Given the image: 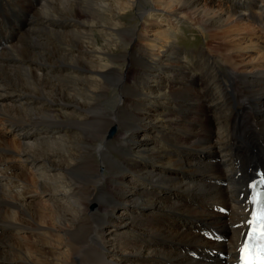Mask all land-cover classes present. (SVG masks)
Instances as JSON below:
<instances>
[{"label":"bare ground","instance_id":"1","mask_svg":"<svg viewBox=\"0 0 264 264\" xmlns=\"http://www.w3.org/2000/svg\"><path fill=\"white\" fill-rule=\"evenodd\" d=\"M105 1L39 0V8L29 13L26 29L14 44L9 33L0 37V264H233L239 229L232 226L243 219L244 210V199L239 196L252 177L248 169L264 170V38L239 9L225 1L220 5L212 0H153L159 14L169 17L167 21L176 29L187 22L202 35L207 33L222 49L218 58L230 82L227 95L214 62L217 56L207 46L198 52L202 64L214 75L197 80L204 81L202 90L212 102L210 113L214 111L223 119L211 121L205 116L175 37L154 31L152 10L143 23L147 33L141 34L120 23L134 0H116L114 5ZM19 2L0 0L9 8ZM253 5L260 12L264 0ZM258 20L264 32V15ZM95 30L102 32L103 44L95 38ZM136 39L137 51L118 53L121 44ZM246 53L253 55L250 64L244 62ZM126 55L136 67L132 77L120 74L115 65L117 58ZM34 62L57 68L61 75L46 77L35 67L29 68ZM163 77L172 84L165 83ZM113 87L123 90L116 109L130 103L137 105L138 113L121 119L106 116V126L97 127L90 116L98 107L108 111L107 92ZM7 89L14 99H21V105L3 103ZM220 100L229 101L228 108L224 104L227 111L217 105ZM168 108L177 110L174 117L184 121L181 132L170 135L168 141L179 151L192 148L214 156L219 151L215 165L206 163V158L199 162L175 159L154 146L151 136L141 135L158 129L155 133L165 138L164 131L174 129L168 123ZM100 110L98 115H102ZM112 124L117 126V136L105 140V130ZM200 126L204 131L200 132ZM10 134L17 139L5 140L3 136ZM96 142L103 143L95 149L92 145ZM232 147L242 148L244 160L237 165L231 162ZM90 149L98 152L101 164L107 166L102 179L97 178L93 165L85 167ZM113 153L119 161L113 159ZM139 160L177 165L183 174L217 175L222 183L197 184L196 180L143 169ZM14 168L19 172L7 175ZM25 170L35 178H28ZM130 171L145 180L140 187L128 177ZM137 187L140 189L134 191ZM186 197L194 200L186 202ZM40 199L51 205L39 203ZM205 201L226 207L228 215L195 207H203ZM93 202L97 208L89 213L87 207ZM131 206L154 213L127 217L117 224L132 232L121 239L113 235L110 244L107 216L112 209L127 211ZM157 211L167 215V228L150 221ZM203 216L206 219L200 220ZM194 220L199 225H191ZM207 221L225 233L226 242L218 244L203 237ZM179 224L191 229L182 230ZM158 239L191 248L167 249L158 245Z\"/></svg>","mask_w":264,"mask_h":264},{"label":"rangeland","instance_id":"2","mask_svg":"<svg viewBox=\"0 0 264 264\" xmlns=\"http://www.w3.org/2000/svg\"><path fill=\"white\" fill-rule=\"evenodd\" d=\"M212 1L216 2L217 4H220V5L223 4V1H225V3L230 5L233 9H235V10L239 9L237 12L264 38V32L260 31L259 26L257 24V21H259L258 19L261 18L262 15H264V8L260 12H258L259 10H256L254 8L253 3L256 2L257 0H212ZM105 2L107 5L110 3H111V5H114L117 3L116 0H113V1L107 0ZM1 5L2 4H0V6ZM30 5H31V0H20L19 3H13L11 5L12 6L11 9H8L5 7L4 8L9 11V15L13 14V15L18 16L19 18H23L29 12ZM159 8H162V6H159ZM5 9L2 8L0 10V14H2L3 10H4L3 12L7 11ZM149 10H152L149 13L150 14L152 13L151 15L153 16L151 19L153 20V24H154V28H153L154 31L158 32L159 34H163V33L169 34L170 33L173 37H175V45L178 47V49L181 50V52H183L182 57H183L184 61L187 63V68H188L187 71H189V73L191 75V80L195 84L196 91L198 92L199 97L202 99V106H203V110L205 112L206 118L211 120V121H218V122L223 121V119L218 117L214 111H213V113H210L209 107L211 105H209V104H211L212 102L209 103L207 101V97L205 95V92L202 90V88H203L202 83L204 81H203V79L200 80L199 82L197 80V77H205L207 74L214 75L210 71V68L206 67L205 64H202V61H203L202 55L198 54V52H200L199 49L206 48V46H207V47L211 48V53L212 54L214 53V55L217 56V59H214V62L216 64L217 69L219 70V72L222 75L221 81H224L225 86L222 87L223 93L226 95L228 93H231V87H229L230 82H229V78H228L227 73H226L227 72L226 67L224 66L223 62L221 60H219V58H218V55L222 54V52H220V50H222V49H220V46L217 47V41L214 40L212 37H209V35L207 33L202 35L201 32L195 26L188 24L187 22L179 23L177 26L178 28L176 29L174 27V24H170L167 21V18H169V17H166L165 15L159 14L158 10H160V9H158V6H156L153 3V0H138L137 2L134 0L133 8L128 10L127 13L123 14V16L120 17V23H121V25H126L127 27H134V28L138 29L137 30L138 33L146 34L147 31L145 28H143V23L146 21V19H148L147 12ZM155 10H157V11H155ZM160 15H161V17H160ZM256 16H257V18H256ZM142 17H143V19H142ZM141 19H142V21H141ZM59 27L64 28V25L59 24ZM59 27H57V28H59ZM94 35H95V38L97 39L98 43L103 44L102 32L95 30ZM46 36H49V35H46ZM41 41L43 42L44 38H42ZM131 42L126 41L123 44H121L120 47L118 48V50H119L118 53H120V52L127 53L128 51L129 52L130 51H137L138 50L136 48L137 47V45H136L137 39H136L135 43L134 42L131 43ZM195 52H197V53H195ZM125 57L126 58H117L115 60V65H116L117 70L120 74L126 75V73H128V74H130L129 77H132V74H133L132 70H133V68H136V67L132 65V61H131L129 56L126 55ZM244 57H245L244 62H247L249 64L252 63L253 55L251 53H246L244 55ZM197 59H198V62H197ZM199 60H201V61H199ZM198 63H201V64H198ZM32 67H35L41 74L45 75L46 77H55L57 75H61L60 73H58L57 68H51L49 66L44 67L40 64H37L36 62L31 63L29 68L32 69ZM163 81L165 83L172 84V82L169 81L168 78H166V77H163ZM131 83L132 82L129 79L127 84L131 85ZM212 85H214L213 88H214V90H216L215 89L216 83L214 82ZM107 95H108L109 99L107 100L105 107H106V109H108V111H102L98 107L97 110L95 112H93L94 115L90 116V118L91 117L94 118L93 120L96 123L97 127L102 128V127L106 126L105 123L109 122L108 117H112V118L115 117L117 119H121V118H125V117H133L135 114L138 113L137 112L138 111L137 105H135V104L131 105L130 103H128L126 107L116 109V104L119 102V98L121 96H123V90H121L119 87L111 88L107 92ZM3 97H5V98H3L4 104H13V105H21L22 104L21 99L17 100V99L13 98L14 96L10 92L9 89H7L6 91L3 92ZM216 97H219V93L216 94ZM228 103H229V101L224 102V101L220 100L219 104H217V105H220L221 109H223L222 111L225 112V111H227L226 108L229 107ZM224 104H227L225 106L226 108H224ZM27 107H30V106H27ZM22 108H25V107L22 106ZM99 110L101 111L102 115H98ZM157 110H158V108L154 109L153 111L156 112ZM110 111H112L113 114H110L109 113ZM135 112H137V113H135ZM176 112H177V110H174L171 108H168L166 110V113L169 116V122L168 123L171 124L174 129L169 130V131H164L165 138H162L155 133L156 131H158V129H151V134H149V132H148V133H143L141 135H149V138L151 136V139L153 140L152 143L154 146H157L164 153L172 156L175 159L185 160L186 162H189L191 160L199 162V160H198L199 158H201L200 159L201 161H202V158L210 159L212 161L217 160V156L220 153L219 151H218L217 156L211 155L208 151H205V150L201 151V150H196V149H192V148L183 149L182 151H179V149H177V147L174 146V144H172L171 142L168 141V138L170 135H173V134L178 135L179 132H181V129L179 131V128L181 126H184V121L174 117ZM96 113H97V115H96ZM178 115L180 116V114H178ZM106 116H108V117H106ZM253 120L257 121L256 115H254ZM34 130H36V128ZM199 130H200V132L204 131V126H200ZM117 132H118L117 126L115 124L110 125L105 130L104 139L105 140L106 139L111 140L112 138H116ZM39 133H41V132H39ZM30 135H31V133L28 135V138H30ZM3 137L7 141H12L13 139H15V140L17 139L11 134L9 135V137H6L5 135ZM102 143H98V142H96L94 144L92 143L93 144L92 147L97 149L98 146ZM145 144L147 146H149L147 140L145 141ZM89 152H90L89 162L91 161L92 163L88 162L85 165V167L87 169L91 165H93L95 167V171L98 170L96 173L97 178L102 179L100 177H104V175H106L107 166L101 164L102 159H101V156L98 154V152L94 151L93 149H90ZM112 157L116 162L120 160V157L116 153H113ZM79 161L82 163V160H79ZM139 163L142 164V165H140V167H142L143 169L144 168H151V169H154L156 172L161 171L165 175H175L176 177L183 179V180H196L197 184L211 183L214 185H217V184L221 185V183H222L221 179L217 175L203 176V175H197V174H195V175L183 174L182 172H180V168L177 165H168V164H162L161 165L158 163H149V162H146L145 160H139ZM11 164H9V165H11ZM208 164L212 165L210 163H208ZM18 172H19L18 168H14L12 170V172H9L7 175H14L15 173H18ZM29 173H30L29 170H25V174H27L28 178H35L32 174H29ZM128 177L133 178L132 183L137 184L139 187L142 184V182H145V180L143 178H141L139 175H137L134 171H130L128 174ZM97 178H95V176H93V179H97ZM102 184L106 185L105 183H102ZM139 187H137L134 191H136L137 189H140ZM151 187H153V186L149 185V188H151ZM109 188L111 189L110 186H109ZM153 188L155 189V187H153ZM105 189L108 190L107 188H105ZM168 194H170V193H168ZM156 195H157V197L164 199V196H162L161 194L156 193ZM17 197H20L19 194H17ZM84 198H85V196H84ZM172 199H173V197H172ZM188 199L194 200L190 197H186V202H189ZM39 203L46 205V206L51 205L49 202L43 201L42 199L39 200ZM31 204H32V202H30V205ZM101 207H104V206H101ZM195 207L198 210L200 208L198 206H195ZM96 208H97V206H96L95 202H93V204H90L87 207V210L89 213H93L96 210ZM153 213L154 212H151L150 210H145V209H141L139 211H136V208L133 206L128 207L127 211H124L122 208L121 209H112L111 213L107 216V219H108L107 228L110 230V233L107 234L108 242L110 244L112 243L111 238L113 235H116L115 237L119 236L121 239V237H125L127 234L132 232L131 230H126V229L120 227L119 225L117 226V224H119L120 222L125 221L127 219V217H134V216L138 217V216H142L143 214L152 215ZM155 215H156L155 217H151L150 221L154 222L157 226L167 228V225L164 222L166 220L167 215L162 214L160 211L155 212ZM171 215H173V214H170V216ZM190 216H193V215H190ZM193 217H196V216H193ZM199 219L203 220V219H206V217L203 216V217H200ZM223 221H224V219H223ZM90 224H91V222H88V223L86 222V225H90ZM179 225L182 227V230L191 229V228H187V226L186 227L183 226L182 224H179ZM183 227H185V229ZM193 232H194V229H192V233ZM32 238H35V237H32ZM149 238L152 239L151 237H149ZM152 240L154 241V239H152ZM157 242H158V245H161L162 247H166L167 249H172V250H176V251L183 250L184 247L191 248V246H181V245H176V244L170 243L168 240L162 241L161 239H158ZM212 246H214V245H212ZM87 249H90V248H87ZM65 253H67V252L65 251ZM107 260H108V258H106V261ZM104 264H108V263H104Z\"/></svg>","mask_w":264,"mask_h":264},{"label":"snow or ice","instance_id":"3","mask_svg":"<svg viewBox=\"0 0 264 264\" xmlns=\"http://www.w3.org/2000/svg\"><path fill=\"white\" fill-rule=\"evenodd\" d=\"M249 239L241 249L242 264H264V211L253 214Z\"/></svg>","mask_w":264,"mask_h":264}]
</instances>
